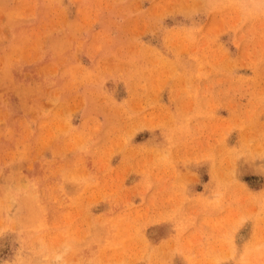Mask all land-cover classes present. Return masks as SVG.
I'll return each instance as SVG.
<instances>
[{
  "label": "rangeland",
  "instance_id": "rangeland-1",
  "mask_svg": "<svg viewBox=\"0 0 264 264\" xmlns=\"http://www.w3.org/2000/svg\"><path fill=\"white\" fill-rule=\"evenodd\" d=\"M0 264H264V0H0Z\"/></svg>",
  "mask_w": 264,
  "mask_h": 264
}]
</instances>
